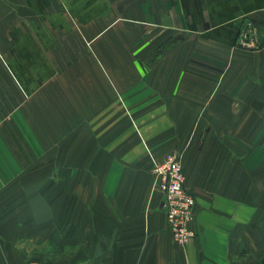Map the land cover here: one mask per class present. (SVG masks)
Returning a JSON list of instances; mask_svg holds the SVG:
<instances>
[{"label":"crops","instance_id":"crops-1","mask_svg":"<svg viewBox=\"0 0 264 264\" xmlns=\"http://www.w3.org/2000/svg\"><path fill=\"white\" fill-rule=\"evenodd\" d=\"M249 17L264 0H0L1 251L35 232L40 264H264ZM170 153L197 199L184 246L151 168Z\"/></svg>","mask_w":264,"mask_h":264},{"label":"built area","instance_id":"built-area-1","mask_svg":"<svg viewBox=\"0 0 264 264\" xmlns=\"http://www.w3.org/2000/svg\"><path fill=\"white\" fill-rule=\"evenodd\" d=\"M235 45L259 50L264 47V24L249 17L237 32ZM156 174V187L164 195L166 227L176 244L184 246L196 236L191 227L196 214V196L185 185V172L177 153L155 160L151 166Z\"/></svg>","mask_w":264,"mask_h":264},{"label":"rangeland","instance_id":"rangeland-1","mask_svg":"<svg viewBox=\"0 0 264 264\" xmlns=\"http://www.w3.org/2000/svg\"><path fill=\"white\" fill-rule=\"evenodd\" d=\"M1 239L2 237L0 236V264H13L12 259H23L24 262L25 260H28L29 264H40L45 259L46 253L40 252L41 250H44V237L35 232H27L26 235L21 239L22 241L20 244L22 245L19 246V252L16 251L17 247H14L15 249H13L12 253L8 252L6 254L5 252L1 251L5 246L2 245L3 242ZM13 253L15 257H13Z\"/></svg>","mask_w":264,"mask_h":264},{"label":"bare ground","instance_id":"bare-ground-1","mask_svg":"<svg viewBox=\"0 0 264 264\" xmlns=\"http://www.w3.org/2000/svg\"><path fill=\"white\" fill-rule=\"evenodd\" d=\"M59 92V91H58ZM37 171V170H36Z\"/></svg>","mask_w":264,"mask_h":264}]
</instances>
